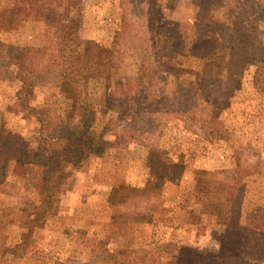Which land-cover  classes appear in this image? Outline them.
Returning <instances> with one entry per match:
<instances>
[{
	"label": "rangeland",
	"instance_id": "1",
	"mask_svg": "<svg viewBox=\"0 0 264 264\" xmlns=\"http://www.w3.org/2000/svg\"><path fill=\"white\" fill-rule=\"evenodd\" d=\"M15 7L0 30V264H264V0H0ZM200 13L219 48L196 59ZM241 35L257 63L228 77ZM87 40L113 52L109 82L97 50L80 59ZM80 117L104 149L74 166L60 132ZM15 147L48 166L14 161ZM151 152L181 178L119 206L142 221L113 223L112 189L144 186ZM44 172L58 195L33 227ZM215 202H235L225 226L202 213Z\"/></svg>",
	"mask_w": 264,
	"mask_h": 264
},
{
	"label": "trees",
	"instance_id": "2",
	"mask_svg": "<svg viewBox=\"0 0 264 264\" xmlns=\"http://www.w3.org/2000/svg\"><path fill=\"white\" fill-rule=\"evenodd\" d=\"M207 3V2H205ZM16 8L12 10L6 9L0 10V30L4 28H10V26L17 20L15 17ZM3 20V22H1ZM198 26L196 29L195 40L191 45L190 54L192 57L196 59H203L208 54L215 53L219 48V40L217 36L212 32V28L210 25L206 24L204 20V15L200 13L197 18ZM16 27V26H15ZM251 41H246L245 37L241 35L240 40L231 46H227L228 49V61H227V75L228 77H232L235 73L238 72L240 67L245 65L257 63L256 57L257 52L253 45H250ZM181 40H174L171 46V53L173 54H181L182 47ZM92 49L98 51L99 59L98 65L100 66L99 70L101 71L102 78L105 79L106 82H109L112 76L115 73V61L113 52L106 48L101 47L98 44L94 43L91 40H87L83 43V49L80 52V59H86L88 63L89 60L93 59V56H89V53ZM24 54V49H20L16 55V59L20 65H22V55ZM61 78L60 89L61 93L69 95L73 93L74 86L73 83L69 80H63ZM107 86V84H106ZM80 121L79 124H74L71 127V123L68 122L69 127L62 129L60 134L66 141V151L67 154L71 155V161L74 163V166L79 165L83 160L87 159L92 154H99L103 152L104 149V141L100 143V139L95 140L94 137L86 134V129L82 128L86 125ZM83 119V118H82ZM89 126H86L88 128ZM10 155L14 158V161L24 164V163H36L42 166V168H46L49 164L50 159L43 160V154L40 151H28V149H24L21 147H15L11 149ZM44 163H42V160ZM146 167L148 169L149 179L142 187H130L125 189L113 188L109 197L108 204L113 209V213L111 215V221L113 223H119L120 221H124L126 223L131 221H142L138 216H129L128 218H120L121 214L119 211V206L124 203H127L128 200L132 197H140L148 195L154 191L159 190L164 186L166 182H174L181 178L184 170V166L181 162L175 163H167L163 159H161L160 154L158 152H151L148 154L146 159ZM45 170V169H44ZM46 175V176H45ZM50 173L44 172L43 179L46 181L45 185V200H44V209L39 212L32 222H35V226L33 227H42L44 224V220L46 214L50 212L53 208V205L56 203L57 192H56V183L55 188L52 193H47V183L49 181ZM235 202H215L205 204L202 213L207 214L214 218L215 223L220 226H225L227 223L235 216ZM127 217V216H126ZM32 228L29 229V234H31Z\"/></svg>",
	"mask_w": 264,
	"mask_h": 264
},
{
	"label": "crops",
	"instance_id": "3",
	"mask_svg": "<svg viewBox=\"0 0 264 264\" xmlns=\"http://www.w3.org/2000/svg\"><path fill=\"white\" fill-rule=\"evenodd\" d=\"M111 220V219H110Z\"/></svg>",
	"mask_w": 264,
	"mask_h": 264
}]
</instances>
